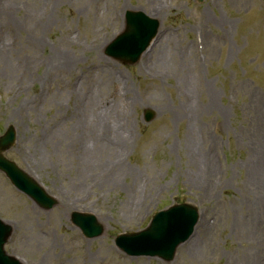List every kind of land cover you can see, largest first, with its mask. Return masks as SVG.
Listing matches in <instances>:
<instances>
[{"label": "rangeland", "instance_id": "374dc122", "mask_svg": "<svg viewBox=\"0 0 264 264\" xmlns=\"http://www.w3.org/2000/svg\"><path fill=\"white\" fill-rule=\"evenodd\" d=\"M5 1L0 13L13 22L0 18V133L12 124L17 139L5 155L57 198L40 208L0 172V218L12 226L5 251L26 264H244L252 253L264 264V182L258 189L252 181L251 147L258 138L264 149V0ZM127 6L160 22L133 65L102 48L124 26ZM31 11L36 20L22 18ZM35 38L39 49L31 47ZM51 51L79 61L47 73L42 61ZM5 60L17 85L4 78ZM89 84L100 92V108L123 111L117 116L128 141L117 153L101 152L106 140L73 129L86 116L73 92L81 86L84 95ZM56 135L60 152L50 146ZM203 154L207 177L197 176ZM117 160L135 176L110 180L106 167ZM61 201L72 205L66 216ZM175 201L193 202L206 221L190 237L199 238L190 255L178 247L171 261L130 257L114 245L118 233L143 228L154 210ZM73 211L98 214L102 234L84 237Z\"/></svg>", "mask_w": 264, "mask_h": 264}, {"label": "bare ground", "instance_id": "6f19581e", "mask_svg": "<svg viewBox=\"0 0 264 264\" xmlns=\"http://www.w3.org/2000/svg\"><path fill=\"white\" fill-rule=\"evenodd\" d=\"M6 1L5 0H0V5L2 6ZM39 4V2H33L31 3L33 10L38 11L37 8L39 6H37ZM36 7V9H35ZM128 8V6L126 7ZM128 10H136L134 8H128ZM3 13H0V18H4L8 21H12V19L9 17V13L2 11ZM35 13H33L32 11L29 12L27 15L23 16L22 18L28 19L30 18L31 21L36 20V16ZM41 23H48L49 19H47V21H45L43 18L40 20H37ZM13 22V21H12ZM36 23V21H35ZM45 25H40L39 28H45ZM33 45L35 46H31L32 49L36 48L39 49L40 45H39V40L37 38H35V41H33ZM102 48H104V44H102ZM97 53V51H96ZM35 56H33V58L29 59L27 64H26V68L28 70V72H30L31 70V66L33 64H35ZM100 58L96 59L95 62V66H99L101 63ZM6 62H4L3 68L5 70L6 73V78L7 79V83L8 84H14L17 85L18 80L16 79V77L9 73L6 72L7 70H11V65L12 63L9 64V60H5ZM79 61V56L73 54L70 55L69 52L67 53H53L52 51L46 56V58L42 61V63L45 65L46 68V72L47 73H51V72H56V71H61L64 69H67L70 65L75 64L76 62ZM69 65V66H68ZM102 65V64H101ZM100 65V66H101ZM50 71V72H49ZM91 86L86 87V93H84V95L81 93L83 91V88H81V86H78V92H80V95L77 94L76 95V99L74 100L75 106H78L83 102L82 106H84L82 108H80V111L86 112V116H85V123H79V119L75 124V127H73L74 130L79 129L80 130V137L82 135H84V137H89L92 140L98 141V140H106V143L102 142H98L100 145V150L101 152L103 151H109L110 153H117L118 150H122V147L127 145V139L128 136L126 135L127 130L124 129L123 124H121V119L119 118L120 115H123V111L121 110H117L116 108H113L111 105H106L103 108H100V104H102L101 100H103L102 98H100V92L96 90L95 86L92 84H89ZM78 97H80L79 99H77ZM25 104V103H24ZM120 102H117L116 105H120ZM27 106V104L25 105ZM86 107V108H85ZM76 114L78 113V109L75 111ZM119 115V116H117ZM70 118H73V114L70 115ZM70 119V120H71ZM61 124V123H60ZM69 130H71V126L69 127ZM73 131V130H71ZM59 134V133H58ZM68 136V135H65ZM72 136L74 137L75 135L72 134ZM56 137H60V136H55V137H51L50 138V146L51 149L56 151V152H60L61 151V146L59 144H57V142H53V139ZM83 137V139H84ZM101 137V138H100ZM61 139H58L57 141H60ZM42 143L44 141H41ZM93 142V141H92ZM261 140H259L258 138H255V142L251 143V147L252 149L255 147V154L252 155V176H254V179L252 178L253 183L256 182L258 189L261 187V184L264 182V149L261 146ZM38 144L41 146V144L38 142ZM92 144H95V142H93ZM35 145L37 146V143H35ZM112 145V146H110ZM36 149V148H35ZM36 150H39V148L37 147ZM105 151V152H106ZM200 158V156H199ZM89 164H93L94 163V158L92 157L91 159H89ZM115 164L114 166H107L106 167V174L107 176H109L108 178L110 180H114L115 177L120 174L121 172L123 173H127L130 174L132 173L134 175V173L131 171V169H126L125 167H123V165L121 164V162L119 160L114 161ZM100 165V164H99ZM93 168V167H92ZM210 167L207 165V161L204 157V154L202 156V159L200 158V161L197 163V176H204L207 177V173H208V169ZM92 170H95L92 169ZM135 171V170H134ZM135 176V175H134ZM81 177V176H80ZM79 177V178H80ZM107 178V179H108ZM106 179V180H107ZM108 179V180H109ZM134 190V186L132 188H130V192H133ZM129 193V191H128ZM136 198V197H135ZM126 203V205L128 206V212L129 209L133 208V206L135 207V201H134V197H127L124 201ZM60 208L64 211H59L60 215H67L68 211L72 210L71 207L72 205L65 201H61L60 204ZM257 206L260 207V204H257ZM28 209L32 212L33 208L32 207H28ZM29 211V212H30ZM256 220L259 221V215L256 214L255 216ZM205 218L202 219L201 224L199 225V228L201 229L200 232L203 233V230L206 228V221L204 220ZM101 221V220H100ZM197 239L199 238H190V240L188 242H184L182 245L179 246V250L182 252H186L187 254H191L196 248H197ZM244 264H263V263H258V258H256L254 256V253H252L247 260L244 261Z\"/></svg>", "mask_w": 264, "mask_h": 264}, {"label": "water", "instance_id": "95a60500", "mask_svg": "<svg viewBox=\"0 0 264 264\" xmlns=\"http://www.w3.org/2000/svg\"><path fill=\"white\" fill-rule=\"evenodd\" d=\"M131 27L138 29V31L140 30V28L144 25L143 20L140 17H132V20L130 21ZM129 34H132V32H130ZM143 36V35H140ZM151 116L147 115L146 118L149 119ZM6 135H12L10 128L7 130L6 134L3 137H0V167L1 168H5L8 172V175L12 178L13 181L15 182H21L24 187H26L30 193H33L32 195L34 196V198L41 204H48V199L47 197L44 195V193L38 188L35 187V185H33L31 182H25L23 181V176L22 174L13 166L11 165L9 162H7L4 158H2V154L1 152L3 150H5L10 144L5 143V137ZM176 212L174 213H163L161 215V218L159 219L160 223L156 224L155 226H161L162 225V220L167 217L168 215H175ZM194 220V219H193ZM191 227L188 228V230H190ZM99 232V229H95L93 231V229H90V232H86L87 234H97ZM189 232V231H188ZM7 235V233H6ZM6 235L4 237V239L6 238ZM180 240H172L169 241L168 238H165V240L163 241V246H167L168 248V254L170 255L174 249V247L176 246V244L179 242ZM3 242V239H0V246ZM121 244V243H120ZM156 244V240H154L153 245ZM127 251H132L131 248H127L125 247L123 244H121Z\"/></svg>", "mask_w": 264, "mask_h": 264}]
</instances>
